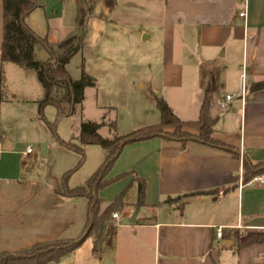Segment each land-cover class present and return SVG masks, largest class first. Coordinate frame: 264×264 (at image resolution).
<instances>
[{"label":"crops","instance_id":"1","mask_svg":"<svg viewBox=\"0 0 264 264\" xmlns=\"http://www.w3.org/2000/svg\"><path fill=\"white\" fill-rule=\"evenodd\" d=\"M156 3L161 4L164 89L177 93L167 103L187 122L185 131L199 134V126L192 122L197 121L205 91L210 88V113L218 118L214 137L227 146L208 145L196 137L184 144L163 136L124 146L109 177L131 175L101 190L99 196L102 211L122 192L125 205L118 218L107 222L100 240L88 238L96 253L86 257L87 261L222 264L223 251L231 250L238 264H264V182L253 181L257 176L264 179V171L251 176L244 168L245 159L264 162V90H251L253 83L264 80V0ZM44 6L27 17L37 34L30 22ZM242 11L245 16H240ZM3 34L4 5L0 0V77L5 79L6 92L10 80L18 83H9L14 96L0 93V254L38 242L78 237L89 208L86 197L55 192L79 156L39 127L37 101L44 91L39 95L31 83L33 76L16 68L30 70L2 63ZM142 37L149 41L152 33L143 30ZM176 39L181 45H176ZM38 50L39 45L36 59ZM243 79L245 100L237 97L220 109L225 96L241 93ZM182 93L189 94L187 101H182ZM177 95L181 100L175 99ZM38 132L44 141H37L35 148L31 144L23 148L25 137L36 138ZM28 146L33 152L25 154ZM73 174L68 185H82L70 184ZM136 177L147 182L146 204L141 207H136ZM219 226L224 227L220 241L216 236ZM77 260L76 249L49 264H78Z\"/></svg>","mask_w":264,"mask_h":264},{"label":"rangeland","instance_id":"2","mask_svg":"<svg viewBox=\"0 0 264 264\" xmlns=\"http://www.w3.org/2000/svg\"><path fill=\"white\" fill-rule=\"evenodd\" d=\"M40 1L45 6L32 16L30 23L34 25V29L47 38L56 53L63 51L59 43L76 37L80 43L67 69L71 77L77 80L81 77L84 65L86 71L97 80L95 87L86 89L85 100L76 107L72 115L58 117L54 105L45 108L44 118L50 122L56 121L57 136L80 144L82 121L104 122L100 134L105 138L112 137L110 123L114 121L119 134L130 133L159 122L161 114L156 97H162L167 102V98L171 100L177 94L164 89L165 59L159 29L162 24L161 4H157L156 0ZM143 30L152 33L149 41L143 39ZM178 44L181 45V41L176 39V45ZM36 54L38 60H46L50 56L49 51L41 44ZM16 69L23 75H32L31 83L33 81L35 84V90L39 95L43 93L34 70ZM9 83L18 84L11 80ZM9 83L6 95L12 97L14 95ZM187 95L189 94L182 93V101L188 100ZM177 96L175 99L181 100ZM40 120L42 123L39 127H44L52 134L47 124L41 118ZM39 134L38 132L36 138L33 135L26 136L23 148L28 144L35 148L37 141L43 142L44 139ZM83 148L86 161L73 174L70 184H83L97 171L107 155V151L98 145H83ZM73 153L80 159L77 152ZM95 253V246L88 239L83 246L77 248L78 264H99V260L95 258L87 261L86 257H93ZM222 264H238L231 250L223 251Z\"/></svg>","mask_w":264,"mask_h":264},{"label":"trees","instance_id":"3","mask_svg":"<svg viewBox=\"0 0 264 264\" xmlns=\"http://www.w3.org/2000/svg\"><path fill=\"white\" fill-rule=\"evenodd\" d=\"M4 5V34L2 39V63H13L21 68L34 70L43 87V96L37 101L41 119L47 124L52 135L57 137L58 142L77 152L80 159L75 167L64 173L62 181L55 192L72 198L86 197L89 201L88 216L83 232L74 239H57L46 242H38L31 247L15 252L0 254V264H49L60 261L65 255L80 247L88 238L100 240L106 230L107 222L124 208L125 193L122 192L114 201L102 211L101 190L113 183L124 179L131 173H123L116 177H109L116 160L124 146L127 144L149 139L155 136L174 138L186 144L196 137L197 140L208 145L227 146L214 137V126L218 118L210 113L213 101V92L210 88L205 91L204 99L200 108L197 121L192 122L199 126V134H192L184 130L187 122L182 121L162 98L156 97L158 109L161 114L159 122L137 129L130 133L119 134L116 130L115 121L110 123L113 131L111 138H105L100 134V129L105 123L95 121H82L80 125V144L66 141L57 136L56 121L50 122L44 118V110L48 105H54L58 117L72 115L76 107L85 100V92L88 87H95L97 80L90 75L84 65L81 69V77L74 80L67 65L77 49L79 41L76 37L68 38L59 44L63 49L57 54L53 45L47 38L37 34L27 23V17L37 8L42 7L40 0H3ZM43 45L49 51L50 56L46 60H38L35 57L37 45ZM252 91L264 90V80L251 85ZM0 93L6 94V82L3 75L0 77ZM83 145H98L107 151L103 164L82 185L70 187V176L80 169L85 161L86 154ZM229 150L239 157V152L234 147L228 146ZM244 168L251 176L264 171V162L252 163L244 160ZM138 181V199L136 207L146 204L147 182L136 177Z\"/></svg>","mask_w":264,"mask_h":264},{"label":"built area","instance_id":"4","mask_svg":"<svg viewBox=\"0 0 264 264\" xmlns=\"http://www.w3.org/2000/svg\"><path fill=\"white\" fill-rule=\"evenodd\" d=\"M241 2H246L247 0H239ZM246 15V12L245 11H242L240 12V16H245ZM244 77V76H243ZM246 91H247V85H246V82L245 80L243 79V85H242V91L241 93L239 94H232V95H227L224 97V99H222L220 102H219V108L220 109H224V108H227L230 103L237 97H241V99L244 101L245 99V95H246ZM33 152V149L31 146H28L27 149H26V152L25 154H30ZM253 181H260V182H264V179L263 177H260V176H257L253 179ZM251 181V183L253 182ZM113 218H118V214H114L113 215ZM216 236H217V239L222 240L224 239V227L223 226H219L218 229H217V233H216Z\"/></svg>","mask_w":264,"mask_h":264}]
</instances>
